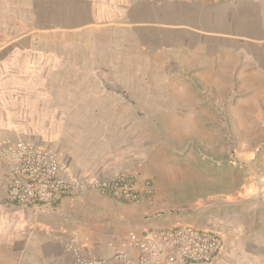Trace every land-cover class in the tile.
<instances>
[{"label":"rangeland","instance_id":"374dc122","mask_svg":"<svg viewBox=\"0 0 264 264\" xmlns=\"http://www.w3.org/2000/svg\"><path fill=\"white\" fill-rule=\"evenodd\" d=\"M192 3L194 32L144 46L115 29L50 38L0 18V145L39 144L81 177L134 170L153 187L137 221L215 228V264H264V54L226 36L253 34L264 5Z\"/></svg>","mask_w":264,"mask_h":264},{"label":"crops","instance_id":"0c3cea01","mask_svg":"<svg viewBox=\"0 0 264 264\" xmlns=\"http://www.w3.org/2000/svg\"><path fill=\"white\" fill-rule=\"evenodd\" d=\"M192 1L0 0V18L5 17L3 22H31L35 24V35L43 31L50 38L115 29L144 46L181 32H194L185 24L195 7ZM253 4L262 7L264 0H253ZM253 22V34L226 36L253 39L264 54V13L255 14ZM2 198L4 204L0 202V207L5 209L6 220L0 229L11 231L9 238L1 242L8 249L3 264H71L73 255L65 248L71 238L83 255L108 257L116 248L124 247L128 232L170 225L139 222V202L127 203L95 191L64 197L52 207L40 208H24L10 203L6 195Z\"/></svg>","mask_w":264,"mask_h":264},{"label":"built area","instance_id":"2783aa9c","mask_svg":"<svg viewBox=\"0 0 264 264\" xmlns=\"http://www.w3.org/2000/svg\"><path fill=\"white\" fill-rule=\"evenodd\" d=\"M0 156L7 162L6 197L24 208L52 207L64 197L85 191L127 202H136L153 191L150 178L141 179L131 169L106 177L76 175L55 151L30 141H6L0 145ZM225 246V235L219 230L183 223L130 231L124 247L116 248L108 257L83 255L74 238L65 244L73 255L71 264H215Z\"/></svg>","mask_w":264,"mask_h":264}]
</instances>
